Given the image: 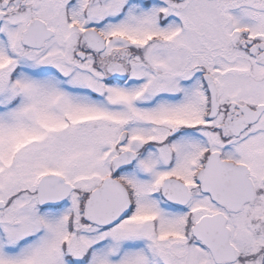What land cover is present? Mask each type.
<instances>
[{
    "label": "snow or ice",
    "instance_id": "6c2138e0",
    "mask_svg": "<svg viewBox=\"0 0 264 264\" xmlns=\"http://www.w3.org/2000/svg\"><path fill=\"white\" fill-rule=\"evenodd\" d=\"M0 264H264V0H0Z\"/></svg>",
    "mask_w": 264,
    "mask_h": 264
}]
</instances>
